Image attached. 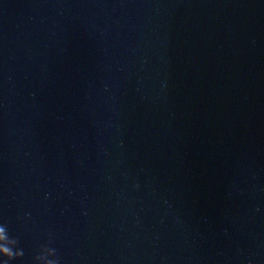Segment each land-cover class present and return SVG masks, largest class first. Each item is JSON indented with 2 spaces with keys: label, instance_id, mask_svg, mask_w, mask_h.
I'll return each instance as SVG.
<instances>
[{
  "label": "water",
  "instance_id": "95a60500",
  "mask_svg": "<svg viewBox=\"0 0 264 264\" xmlns=\"http://www.w3.org/2000/svg\"><path fill=\"white\" fill-rule=\"evenodd\" d=\"M0 229V264H264V0H0Z\"/></svg>",
  "mask_w": 264,
  "mask_h": 264
},
{
  "label": "clouds",
  "instance_id": "9594fccd",
  "mask_svg": "<svg viewBox=\"0 0 264 264\" xmlns=\"http://www.w3.org/2000/svg\"><path fill=\"white\" fill-rule=\"evenodd\" d=\"M3 232V229H0V233ZM0 239H4V237L2 235H0ZM9 239L13 242L16 243L18 242V240L15 237H10ZM0 253H3L6 257H8L9 259H15V258H20L23 255V251L21 250L20 253H13L6 245H0ZM35 259V257L33 258ZM4 264H8V261L5 260Z\"/></svg>",
  "mask_w": 264,
  "mask_h": 264
}]
</instances>
